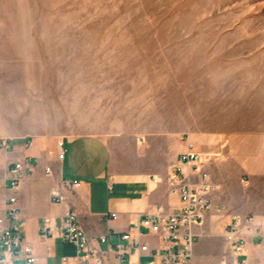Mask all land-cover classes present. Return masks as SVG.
Returning a JSON list of instances; mask_svg holds the SVG:
<instances>
[{
	"label": "rangeland",
	"instance_id": "374dc122",
	"mask_svg": "<svg viewBox=\"0 0 264 264\" xmlns=\"http://www.w3.org/2000/svg\"><path fill=\"white\" fill-rule=\"evenodd\" d=\"M258 79L264 0H0V139L59 126L68 108L146 123V105L155 134L167 120L171 134L234 132Z\"/></svg>",
	"mask_w": 264,
	"mask_h": 264
},
{
	"label": "crops",
	"instance_id": "0c3cea01",
	"mask_svg": "<svg viewBox=\"0 0 264 264\" xmlns=\"http://www.w3.org/2000/svg\"><path fill=\"white\" fill-rule=\"evenodd\" d=\"M245 82V90L260 94L242 96L241 124L234 132L171 134L166 118V122L156 125L161 132L155 134L150 118L153 107L145 104L144 113L149 120L146 123L129 125L123 119H110L111 124L106 125L99 118L85 117L83 110L79 113L68 108L59 126L42 122L29 137H2L10 141L9 158L30 167L20 177L16 198L24 223L23 238L36 257L34 264H61L62 257L75 256V249L63 239L60 226L68 209L76 212L91 246L104 254L110 250L105 264H111L120 233L128 231L156 206L167 212L178 207L179 200L170 192L168 176L185 149L184 136H188L197 152H219L223 157L207 166L215 189L211 209L195 228L199 238L191 264H235L224 239V227L234 216H264V208L255 205L259 198L264 201V79ZM76 113L80 116H74ZM97 121L104 127L97 126ZM179 129L184 131V125ZM58 141L63 142L65 150L62 160L57 159ZM63 182L76 185L71 191H63L62 204L53 203L50 191ZM111 214L117 218L112 219ZM43 218L53 220V233L47 238L39 235ZM106 234L108 244L99 243L98 239ZM142 241L150 247L158 245L157 239L149 235ZM254 241L250 254L259 250V239ZM146 260L137 254L131 257L133 264ZM248 263L253 264L250 256ZM14 264L25 263L20 260Z\"/></svg>",
	"mask_w": 264,
	"mask_h": 264
},
{
	"label": "built area",
	"instance_id": "2783aa9c",
	"mask_svg": "<svg viewBox=\"0 0 264 264\" xmlns=\"http://www.w3.org/2000/svg\"><path fill=\"white\" fill-rule=\"evenodd\" d=\"M8 139H0V264H14L23 261L34 264L36 257L32 247L23 238L24 223L19 217L16 192L20 177L30 167L9 158L12 151ZM185 149L173 164L168 176L170 192L179 200L172 212L156 206L152 212L145 213L128 231L118 235L119 243L113 249L111 264H133L135 254L147 260L138 264H191L193 249L198 239L195 228L202 224L204 214L212 207L211 195L215 189L207 166L220 160L215 153H200L188 136L183 137ZM30 145H27L29 147ZM57 159L65 155L63 142L56 144ZM49 173V169H47ZM75 183L63 182L50 191L53 203L65 201L63 191H71ZM6 191L8 193H6ZM116 219V214H111ZM53 220L43 218L39 235L47 238L53 233ZM61 231L63 239L75 249L74 257H62L61 264H105L110 250L105 254L91 246L90 241L78 224L77 214L68 209L62 215ZM143 231V232H142ZM108 235L98 239L108 244ZM145 235L157 239L158 245L150 247L142 241ZM224 239L235 259V264H249L250 246L254 239L264 240V216H234L224 227ZM49 248L46 247V252Z\"/></svg>",
	"mask_w": 264,
	"mask_h": 264
}]
</instances>
